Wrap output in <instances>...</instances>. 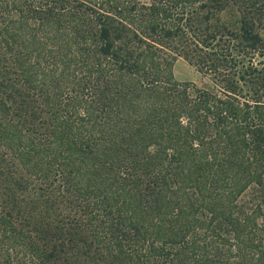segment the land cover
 Masks as SVG:
<instances>
[{
    "label": "trees",
    "instance_id": "1",
    "mask_svg": "<svg viewBox=\"0 0 264 264\" xmlns=\"http://www.w3.org/2000/svg\"><path fill=\"white\" fill-rule=\"evenodd\" d=\"M259 14L0 0V264H264Z\"/></svg>",
    "mask_w": 264,
    "mask_h": 264
},
{
    "label": "rangeland",
    "instance_id": "2",
    "mask_svg": "<svg viewBox=\"0 0 264 264\" xmlns=\"http://www.w3.org/2000/svg\"><path fill=\"white\" fill-rule=\"evenodd\" d=\"M235 7H230L226 12L222 13L223 18L229 23H233V21H235L239 16L237 7ZM262 17L263 16L260 14L257 16L258 20L256 21V30L264 38V18L262 19ZM174 72L176 79L179 81L193 82L201 87L213 86V83L209 77L200 73L195 66L190 64V62L183 57H178L175 60Z\"/></svg>",
    "mask_w": 264,
    "mask_h": 264
}]
</instances>
